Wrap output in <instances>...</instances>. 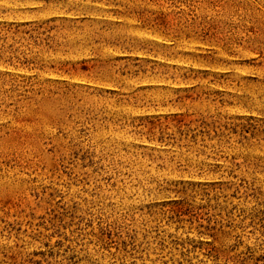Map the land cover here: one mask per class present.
<instances>
[{"label":"rangeland","instance_id":"obj_1","mask_svg":"<svg viewBox=\"0 0 264 264\" xmlns=\"http://www.w3.org/2000/svg\"><path fill=\"white\" fill-rule=\"evenodd\" d=\"M0 264H264V0H0Z\"/></svg>","mask_w":264,"mask_h":264}]
</instances>
